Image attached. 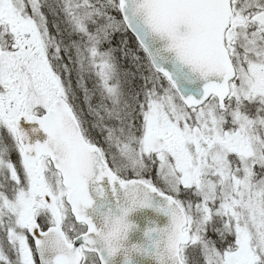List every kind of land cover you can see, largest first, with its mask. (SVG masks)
Wrapping results in <instances>:
<instances>
[{"label": "snow or ice", "instance_id": "snow-or-ice-1", "mask_svg": "<svg viewBox=\"0 0 264 264\" xmlns=\"http://www.w3.org/2000/svg\"><path fill=\"white\" fill-rule=\"evenodd\" d=\"M138 259L264 264V0H0V264Z\"/></svg>", "mask_w": 264, "mask_h": 264}, {"label": "water", "instance_id": "water-1", "mask_svg": "<svg viewBox=\"0 0 264 264\" xmlns=\"http://www.w3.org/2000/svg\"><path fill=\"white\" fill-rule=\"evenodd\" d=\"M129 220L134 223L138 228V231H134L130 234L131 243L138 242L142 238L143 231L147 227H151L153 226V224L163 227L167 223L166 217L158 216L150 209H145L133 213L129 217ZM137 264H150V262L147 260L138 259Z\"/></svg>", "mask_w": 264, "mask_h": 264}]
</instances>
